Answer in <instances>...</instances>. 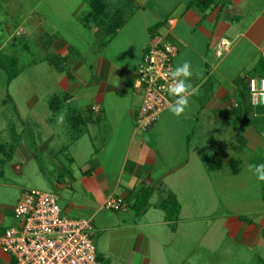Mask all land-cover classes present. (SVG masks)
<instances>
[{"label": "crops", "instance_id": "crops-1", "mask_svg": "<svg viewBox=\"0 0 264 264\" xmlns=\"http://www.w3.org/2000/svg\"><path fill=\"white\" fill-rule=\"evenodd\" d=\"M197 1L78 0L69 11L73 21L58 16L65 12L57 14L47 0H34L30 10L33 35L21 49L33 43L49 50L32 64L47 63L56 87L45 103L48 114L37 121L19 116L6 86L17 124L8 121L2 132L8 139L0 140V180L15 156L21 165L40 160L39 168L44 165L52 178L45 191L57 195L64 214L90 219L102 264H187L180 246L192 237L193 224L179 201L178 177L194 156L208 173L227 166L232 176L240 172L245 151L264 161V111L248 104L246 88L247 78L264 77V0H215L207 7ZM68 26L91 37L84 50L63 33ZM154 35L176 46L174 70L189 63L192 75L186 80L198 94L188 97L179 116L168 106L152 126L140 130L135 74ZM14 42L16 37L6 36L0 52L16 48ZM175 100L169 97L170 104ZM217 122L223 136H234L220 146L225 163L216 143L201 153L193 139L200 132L217 134ZM24 190L19 188L15 205ZM110 197L121 198L126 208L105 209ZM14 206H0V219L13 218ZM240 218L224 219L227 234L245 235L248 246L264 241V213L258 223ZM5 229L0 225V236ZM8 261L0 247V264Z\"/></svg>", "mask_w": 264, "mask_h": 264}, {"label": "rangeland", "instance_id": "rangeland-1", "mask_svg": "<svg viewBox=\"0 0 264 264\" xmlns=\"http://www.w3.org/2000/svg\"><path fill=\"white\" fill-rule=\"evenodd\" d=\"M15 2L16 5L13 6L12 0H0V36H2L0 42L9 35L16 37L14 42L16 48L10 46L4 48L0 52V60L6 64L8 58L13 59L17 56L11 65L20 71V74L7 85V76L0 69V140L5 137L8 139L6 132L2 134L6 131L5 126L8 121L11 120L17 124L12 105L5 98L6 86L18 108L19 116H32L37 121L40 116L48 114L45 103L56 87L54 82L56 75L47 63L32 64L35 58L40 59L50 53L49 50L34 48L33 43L29 44L30 48L21 49L25 45L23 41L30 40L33 35L30 21L34 17L30 10L34 0H16ZM49 2L57 14L65 12L58 16L70 18V20L72 16L69 11L71 8L74 10L79 4L78 0H47V3ZM19 25L22 29L17 30ZM67 30H63V33L70 37L69 41L79 50H84L86 41H91V37L79 26H68ZM17 32L20 35H17ZM222 127L217 122V134L207 135L200 132L199 137L196 133L193 139L201 153L216 143L217 154L225 163L227 157L220 150V146L224 142L228 143V140L230 141L234 136L232 134L230 137L229 131L227 136H223L224 128ZM258 156L257 153H251L249 157L248 152L245 151L240 172L236 176L228 174L227 166H222L220 173L210 174L205 170L201 160L194 156V159L191 158L193 160L189 167L178 177L179 184L176 191L179 201L183 206L185 217L191 218L193 224L192 237L183 238L180 246L182 256L190 260L187 264H264L263 240L248 246L250 239L245 235L238 234L231 237L227 234L228 230L223 227L224 219L236 216L258 223V217L264 213V200L262 201L261 198L264 197V181H258L254 169L250 167L264 163L258 159ZM39 162L30 159L21 165L15 156L5 165V174L0 180V206L7 208L14 206L19 188L39 191L49 189L52 182L51 175L46 173L44 165L39 168ZM16 165L20 167L18 172L13 169ZM13 221V218H2L0 225L8 228ZM187 228L188 223L185 222L184 233L189 230ZM206 246L213 248L208 250Z\"/></svg>", "mask_w": 264, "mask_h": 264}, {"label": "built area", "instance_id": "built-area-1", "mask_svg": "<svg viewBox=\"0 0 264 264\" xmlns=\"http://www.w3.org/2000/svg\"><path fill=\"white\" fill-rule=\"evenodd\" d=\"M226 45L222 42L220 48L224 50ZM176 52V46L154 35L141 57L135 74V87L141 93L136 117L140 130L152 126L170 105L167 89L178 80L170 75ZM220 54L216 51L217 56ZM246 88L248 104L264 106V77L247 78ZM57 199L48 191L22 192L13 208L14 223L0 236V247L9 258L7 264H102L97 259L90 219L67 216ZM104 208L124 210L126 204L121 198L110 197Z\"/></svg>", "mask_w": 264, "mask_h": 264}, {"label": "clouds", "instance_id": "clouds-1", "mask_svg": "<svg viewBox=\"0 0 264 264\" xmlns=\"http://www.w3.org/2000/svg\"><path fill=\"white\" fill-rule=\"evenodd\" d=\"M170 75L173 78L182 77L167 89L169 94L176 97L175 102L169 105V110L174 115L179 116L188 106V97L198 94V88L192 87L191 82L186 80V78L192 75L187 61L178 66ZM58 120L62 122L63 116L58 117ZM250 167L254 169L256 179L258 181H264V163Z\"/></svg>", "mask_w": 264, "mask_h": 264}, {"label": "trees", "instance_id": "trees-1", "mask_svg": "<svg viewBox=\"0 0 264 264\" xmlns=\"http://www.w3.org/2000/svg\"><path fill=\"white\" fill-rule=\"evenodd\" d=\"M215 0H203L197 1V4H201L205 7L209 6L211 3H213ZM227 1V0H226ZM13 60H16V57H13V59H9L7 60L6 64L2 63V60H0V69L3 70L7 76V81L6 83L9 84L10 81H12L18 74L20 71H17L15 68L12 67L11 63ZM257 109H261L262 111H264V106L262 107H257ZM240 221L250 224L251 222L245 218H240Z\"/></svg>", "mask_w": 264, "mask_h": 264}]
</instances>
